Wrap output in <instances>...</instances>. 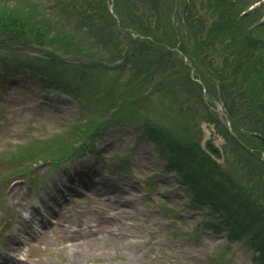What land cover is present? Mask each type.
<instances>
[{
  "label": "rangeland",
  "instance_id": "1",
  "mask_svg": "<svg viewBox=\"0 0 264 264\" xmlns=\"http://www.w3.org/2000/svg\"><path fill=\"white\" fill-rule=\"evenodd\" d=\"M38 1L48 4L49 0ZM124 1L130 2V0ZM162 1L157 2L158 6L164 3ZM253 1L255 0L245 2L248 6ZM197 2L194 13L203 15L205 20L206 16L209 25L213 19L212 16H208L209 12L212 15L211 4H207L204 0H197ZM211 2L214 5L218 0H211ZM260 2L261 4L258 5L263 11L264 0ZM200 4H203L205 8L200 7ZM128 8L131 7L128 6ZM151 8L154 10L153 15L145 12L138 18L126 11L128 15L123 16L126 25L135 30H130V35L137 44V49L140 50L141 45H145L146 41L151 46L147 49L148 56L150 61L155 60L157 64L151 63L153 68L149 76L163 74L162 76L170 78L171 73H161L163 70L161 67L165 65L162 60L166 55H168L166 57L168 66H173L177 70L176 77L170 81L172 83L180 80L183 84L188 83L189 62H192L195 69L202 67L208 72L211 68L215 72L203 73V78L200 72L196 77L204 79L207 76L212 80L217 94L211 97L208 94V99L214 107H219L218 109L221 110L222 104L217 96L221 81L232 78L230 75L233 74L237 62L235 54L241 47V42L233 41V48L220 51L223 43L216 41V45L213 46L212 41H208L210 37L206 36L198 45L194 42L192 46L185 44L186 53L183 51L187 57L185 60L184 56L169 50L171 46L175 47L179 44V42L175 43L177 38L172 29L175 18L166 14L167 16H162L160 21L159 11L155 9L153 3ZM56 11L58 16L63 17L64 12L58 9ZM195 20L199 25L197 15ZM176 22L182 32L183 30L185 32V41H189L192 33L196 31L190 27L183 29L181 21ZM249 30L250 28L247 27L246 31ZM254 31H256L254 37L264 39V25L260 26L258 32L257 29ZM122 36L123 34L116 41L121 40ZM242 37L248 36L242 35ZM57 46L60 47L58 43ZM54 49V46L41 49V53L43 51L60 53L55 52ZM138 50H136L137 53L140 52ZM93 52L113 58L112 48H108L105 52L95 48ZM262 52L264 54V50ZM128 53L132 57V52ZM28 54L29 59L31 56L44 58L39 48ZM141 55L144 54L141 53ZM226 55H231L230 62H227ZM124 57L125 55L115 57L113 61L117 65V70L124 69L123 79L129 81L131 74L127 72L131 63L123 64ZM84 61L87 62V59L84 58ZM139 61L144 63L148 59L144 55ZM24 65L33 67L30 64ZM175 70L168 69V71ZM28 71V68H24L23 73ZM23 73L15 76L11 83L9 81L10 86L6 88L9 90L0 91V154L17 145L31 142L33 138H46L50 134L62 132L67 127H74L76 120L87 124L86 113L81 112L80 103L70 90L63 91L61 83L57 84V87L51 83V91L46 93L40 86L39 76L34 79L32 73L28 77L23 76ZM156 80L159 81V78ZM188 85L192 84L188 83ZM174 87L179 90L177 94L179 100L186 101L191 97L185 88L182 89V85L175 84ZM255 89L258 90L259 98L264 99V90L262 91L260 85ZM207 92H210L209 88ZM195 98V100L202 99L201 94H196ZM151 103L149 111L146 112L150 122L163 131L171 132L183 142H192V144L198 142L202 149L201 140L205 129L195 125L193 130L181 132L171 119L173 117L179 125L183 121L179 119V116H172L167 103L163 105L162 96L156 95ZM210 112H213V120L220 117V122L226 124L221 114L211 110ZM98 115L99 113L93 114L94 117ZM109 115L105 116L108 118ZM203 116V113L199 116V124L202 120H207H200ZM101 121L104 124L108 122V120ZM78 129L79 127H76L75 132ZM87 135L88 133L84 131L78 132L80 139H84ZM238 137L241 139L243 136ZM247 140L254 145H259L256 139L247 138ZM230 141L233 144V140ZM86 144L93 146L102 160L100 159L101 162H99L93 157L83 159L85 160L83 171L87 165L93 168L91 174H95L98 182L94 184L93 190L86 192L84 196H79L78 199L81 200L79 203L77 199L68 206L56 225L45 230L41 242H36V245L30 247L26 252L30 260L29 264H255L252 262L254 253L251 249L242 247L239 243L228 242L218 230L206 228L209 220L215 216H209L207 210L190 204L189 199H192V194L187 191V187L182 186L176 173L167 171L166 156L153 142L145 137L141 138V134L133 127L127 125L109 129L103 138L87 140ZM231 147L225 148L228 155L225 162L219 164L221 166L219 171L227 176L246 177L244 165L236 155L239 150L236 145ZM259 149L264 152V146H260ZM128 155L132 170L130 174L113 168L118 158ZM47 157L49 156L45 155L44 159H48ZM240 163L241 166L238 168L237 165ZM75 165L74 167H77L78 163ZM31 166L32 161L29 160L23 163L8 161L0 165V231L4 228V234L0 236V251L4 253V256L6 252L18 253V250L9 249L10 246L17 249L22 247L24 251L27 249L28 244L21 245L22 242L28 243L30 239V236L26 235L28 222L23 217L29 214L27 212L38 214L35 212V207L38 206L43 208L44 213L50 218H53L52 208L48 206L51 203L50 197L55 194L53 191L56 190V184L59 186L68 181L66 172L49 174L48 171L52 169L48 162L36 164L33 169H30ZM107 166L112 169L108 171ZM76 169L72 170L76 171ZM44 180L43 186L41 183ZM36 184L38 187L31 188ZM106 186L113 192L103 195L105 191L101 192L100 189L105 190ZM118 200L121 202L118 203ZM61 209L62 207H58V210Z\"/></svg>",
  "mask_w": 264,
  "mask_h": 264
},
{
  "label": "trees",
  "instance_id": "2",
  "mask_svg": "<svg viewBox=\"0 0 264 264\" xmlns=\"http://www.w3.org/2000/svg\"><path fill=\"white\" fill-rule=\"evenodd\" d=\"M204 1L211 4L212 8V15L209 12L208 16H212L213 19L209 25L206 16L205 20L203 15L194 13L197 0H163L164 3H160L159 6L157 2L160 0H130L127 3L124 0H116V11L121 16H127L126 11H128L139 18L147 12L148 7L151 8L153 3L155 9L159 11L161 21L162 16L170 14L171 17L176 10V21H181L183 29L190 27L196 31L186 42L184 30L182 32L177 24H172L177 38L175 43L179 42L180 37L183 43L180 48L185 53V44L192 46L194 42L198 45L206 36L210 37L208 41H212L213 46L216 45V41L223 43L220 51L233 48V41L241 42V47L235 54L237 62L233 74L230 75L232 78H228L227 81L220 80L217 96L234 131L238 136H243L241 140L244 143L235 138L219 119H212L213 113L202 97V87L193 82L191 75L188 83L192 85L179 81L182 89L185 88L191 97L181 101L178 93L173 89L170 102L172 105L169 108L176 110L172 116H178L179 113V119L186 120V125L183 126L172 117L171 121L177 128L182 126L183 129H193L202 113L204 116L201 119L216 122L217 128L220 132H224V136L228 139L227 149L233 145L237 146L239 151L235 152L244 165L246 177H232L220 173L221 166L201 149L198 142L192 144L179 140L171 132L158 129L148 120L146 114L142 113L140 105L146 106L148 112L154 96L160 97L161 92L166 93L169 90L161 88L160 93L150 97L144 95L145 83L140 81L137 75L129 76V81L125 82L124 69L117 70L114 58L125 55L123 64L140 62L136 51L137 44L135 41H119L114 45L121 32H117L118 22L106 6L105 0H49L48 4L38 0H0V70L1 68L10 70L16 66L15 63L24 59L30 61L33 65H37L34 68L40 67L50 76L52 83L60 82L65 85L80 101L82 110L88 112L90 116L87 124L79 123L81 126L76 132L72 128L71 132L64 130V133L46 137L47 139L42 142L32 141L9 156L15 161L25 157L32 162L44 158L45 155L49 156L47 157L49 160L69 158L78 151L80 146H77V143L84 145L87 140L101 136V132L113 123L115 118L124 117L126 120L143 121L150 137L165 146L169 157V168L176 171L182 183L190 189L193 194L192 203L208 205L215 216L209 223L225 233L229 242H238L243 244V247L251 249L255 264H264V158L260 146L247 140V138L255 139L254 134L264 136V99L259 98L258 90L255 89L260 85L262 91L264 90V54H262L264 39L254 37L256 33L254 30L257 29L258 32L262 25L250 28L261 17L259 11L242 13L250 6V4L246 5V0H218L214 5L211 0ZM200 7L205 8L203 4H200ZM56 9L69 14L76 22L71 20L66 22L58 16ZM219 9L221 10L217 13ZM151 11L154 13L152 8ZM196 15L200 21L199 25L196 24ZM125 24L123 18L121 25ZM247 27L250 28L249 31H246ZM242 35L248 37L244 38ZM17 46L41 49L54 46L55 52L60 53L43 51L41 54L44 58L31 56L29 59L27 58L29 54L18 50ZM150 47L146 41L145 45L140 47L141 53L147 57L149 64H157L155 60L150 61L147 50ZM95 48L104 52L108 48H113L115 57L94 53ZM129 51L132 52V57ZM69 55L74 56V59L65 58ZM231 55L225 56L227 62H230ZM167 56L162 60L165 65L161 67L164 69L161 73H166L169 68L175 70V67L168 66ZM214 61L216 62V58ZM196 71V74L201 72L202 78L203 73L215 72L211 68L206 72L202 67H198ZM241 72H244V75ZM203 80L209 88V97L217 94L212 80L207 76ZM103 82L106 86H103ZM196 94H201L202 99L195 100ZM250 98L252 99L249 103ZM164 103H166L165 99L163 105ZM94 113L99 115L94 117ZM108 114L110 115L107 118L105 115ZM101 120H108L109 124H104ZM79 131L88 133L87 137L80 139ZM3 156H8V153ZM241 163L237 165L238 168Z\"/></svg>",
  "mask_w": 264,
  "mask_h": 264
},
{
  "label": "water",
  "instance_id": "3",
  "mask_svg": "<svg viewBox=\"0 0 264 264\" xmlns=\"http://www.w3.org/2000/svg\"><path fill=\"white\" fill-rule=\"evenodd\" d=\"M204 129L207 133L204 139V148L210 153V155L218 162L224 161V153L221 147V143L224 142L223 139H216V131L213 125L204 124Z\"/></svg>",
  "mask_w": 264,
  "mask_h": 264
},
{
  "label": "bare ground",
  "instance_id": "4",
  "mask_svg": "<svg viewBox=\"0 0 264 264\" xmlns=\"http://www.w3.org/2000/svg\"><path fill=\"white\" fill-rule=\"evenodd\" d=\"M117 202L120 203L121 201L118 200Z\"/></svg>",
  "mask_w": 264,
  "mask_h": 264
}]
</instances>
